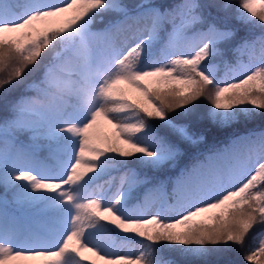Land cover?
<instances>
[{
  "label": "snow or ice",
  "instance_id": "obj_1",
  "mask_svg": "<svg viewBox=\"0 0 264 264\" xmlns=\"http://www.w3.org/2000/svg\"><path fill=\"white\" fill-rule=\"evenodd\" d=\"M0 100V264H264V0H0Z\"/></svg>",
  "mask_w": 264,
  "mask_h": 264
},
{
  "label": "trees",
  "instance_id": "obj_2",
  "mask_svg": "<svg viewBox=\"0 0 264 264\" xmlns=\"http://www.w3.org/2000/svg\"><path fill=\"white\" fill-rule=\"evenodd\" d=\"M126 3L129 4H134L137 3L138 0H125ZM160 2H165V3H173L176 2V0H160ZM233 4L238 3V0H232ZM107 19H109V17L105 18V22L107 21ZM231 26L235 29L236 31V37L233 40L232 44L230 46H228V50L226 51L225 54V59H229L232 60L233 59V55L231 52V47L234 46L237 42H239L241 40V38L244 37H251V36H259L261 34V29L259 27H252V26H245L244 24L236 21V20H231L230 21ZM94 30L103 27V23H101L100 21H97L94 24ZM244 60H247V57L244 56L242 57ZM48 59V56L44 57V61L46 62ZM221 57H216L214 58V60L212 61L214 64H219L221 61ZM39 72L30 74V79L31 78H35V76H38ZM218 75H220L221 77L223 76V66L222 64L220 65V71L218 73ZM199 106H200V110L203 111L204 109L210 107L209 102L204 99L201 98L200 100H198L196 102ZM179 111V110H177ZM4 114V110H3V102L2 100H0V117H2ZM170 116H172L176 122H184V119L182 117H178L176 115L175 112L173 113H169ZM150 123H153L154 125L158 126V130L161 133L167 132L169 135H171V131L169 129L160 127V125H162V122L159 120H151ZM261 126V122L259 120H257L254 124L249 125V127H255V128H259ZM195 130L200 133L204 139L203 141L196 146H189V145H182V147H184L185 150V155L184 157L181 159L179 165L176 168H169L164 170L163 172H151L149 173L150 176L155 177L156 180H169L174 179L176 176L179 175L180 171L186 166V165H190L191 163L194 162L195 158L200 157L201 154H208L209 150L214 148V147H223L225 143L228 142V140L231 137V133L234 129H221L218 128L214 125H212L209 121L205 120L200 122L199 124H197L195 126ZM235 130H239V131H244L243 127H240L239 129H235ZM98 131L101 134H106L108 132L111 131L110 126L101 122ZM112 176H116L118 177L120 175V172L118 171H113L111 173ZM109 179L108 176L103 177L100 181H98V183L103 184L105 181H107ZM108 187V185H107ZM148 187H151V185H149ZM113 190H114V186H113ZM170 190V187H169ZM145 192V188L141 187L139 189H137L136 191V195L139 197H143ZM139 239V238H137ZM125 251H129V249L126 248ZM248 252V244H245V247L243 249H237L234 250L230 253H228L225 257H223L222 259H226L229 260L231 262H233V264H248V262L246 260H244V255L247 254ZM217 258L215 256L213 257H209V262L210 264H212V262H214ZM86 264V262H85Z\"/></svg>",
  "mask_w": 264,
  "mask_h": 264
},
{
  "label": "rangeland",
  "instance_id": "obj_3",
  "mask_svg": "<svg viewBox=\"0 0 264 264\" xmlns=\"http://www.w3.org/2000/svg\"><path fill=\"white\" fill-rule=\"evenodd\" d=\"M103 184H105V182H104ZM105 188H107V184H105ZM125 250H126V249H124V251H125ZM138 251H139V249H136L137 254H138Z\"/></svg>",
  "mask_w": 264,
  "mask_h": 264
}]
</instances>
